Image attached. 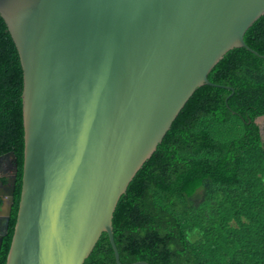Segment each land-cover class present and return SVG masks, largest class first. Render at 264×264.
I'll return each instance as SVG.
<instances>
[{"label": "water", "instance_id": "water-1", "mask_svg": "<svg viewBox=\"0 0 264 264\" xmlns=\"http://www.w3.org/2000/svg\"><path fill=\"white\" fill-rule=\"evenodd\" d=\"M263 14L264 0H0L23 73L5 264H83L102 232L117 264H148L120 262L117 202L195 89L223 86L208 79L223 55L258 54L244 34ZM13 166L0 183V249Z\"/></svg>", "mask_w": 264, "mask_h": 264}, {"label": "trees", "instance_id": "trees-1", "mask_svg": "<svg viewBox=\"0 0 264 264\" xmlns=\"http://www.w3.org/2000/svg\"><path fill=\"white\" fill-rule=\"evenodd\" d=\"M195 89L112 217L121 263L264 264V14ZM23 73L0 16V155L17 164L14 200L0 249L5 264L20 197ZM3 199L0 197V207ZM83 264H117L102 232Z\"/></svg>", "mask_w": 264, "mask_h": 264}, {"label": "flooded vegetation", "instance_id": "flooded-vegetation-1", "mask_svg": "<svg viewBox=\"0 0 264 264\" xmlns=\"http://www.w3.org/2000/svg\"><path fill=\"white\" fill-rule=\"evenodd\" d=\"M6 154L7 153L0 155V183H6L8 181V178L13 171V164H15L14 161H11L10 157L6 156Z\"/></svg>", "mask_w": 264, "mask_h": 264}, {"label": "rangeland", "instance_id": "rangeland-1", "mask_svg": "<svg viewBox=\"0 0 264 264\" xmlns=\"http://www.w3.org/2000/svg\"><path fill=\"white\" fill-rule=\"evenodd\" d=\"M257 123L260 124L261 128L263 129L264 132V118H258L256 119Z\"/></svg>", "mask_w": 264, "mask_h": 264}]
</instances>
